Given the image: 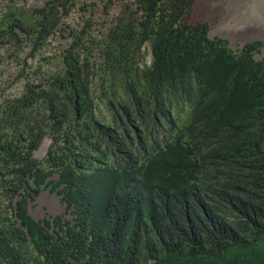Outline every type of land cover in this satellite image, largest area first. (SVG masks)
<instances>
[{
  "label": "trees",
  "instance_id": "obj_1",
  "mask_svg": "<svg viewBox=\"0 0 264 264\" xmlns=\"http://www.w3.org/2000/svg\"><path fill=\"white\" fill-rule=\"evenodd\" d=\"M194 3L0 0V264H264V41Z\"/></svg>",
  "mask_w": 264,
  "mask_h": 264
},
{
  "label": "rangeland",
  "instance_id": "obj_2",
  "mask_svg": "<svg viewBox=\"0 0 264 264\" xmlns=\"http://www.w3.org/2000/svg\"><path fill=\"white\" fill-rule=\"evenodd\" d=\"M45 1L25 0V3L27 7H40ZM187 22L206 23L210 38H223L227 40L229 48L236 51L245 43L264 41V0H195ZM55 45L56 42H53L49 52H54ZM144 55L145 64L150 65L149 48L145 49ZM255 58L260 59L261 55H255ZM47 144L46 140L35 157L44 155ZM27 211L33 219L39 220L62 213L63 206L56 194L45 190L28 205Z\"/></svg>",
  "mask_w": 264,
  "mask_h": 264
}]
</instances>
